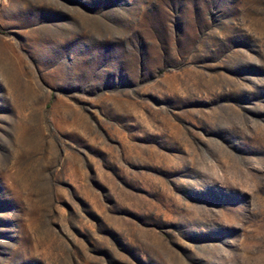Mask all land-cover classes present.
Listing matches in <instances>:
<instances>
[{
    "label": "rangeland",
    "instance_id": "rangeland-1",
    "mask_svg": "<svg viewBox=\"0 0 264 264\" xmlns=\"http://www.w3.org/2000/svg\"><path fill=\"white\" fill-rule=\"evenodd\" d=\"M0 264H264V0H0Z\"/></svg>",
    "mask_w": 264,
    "mask_h": 264
}]
</instances>
